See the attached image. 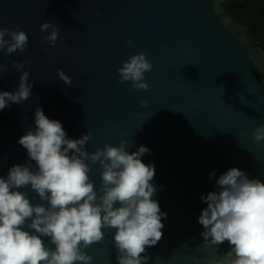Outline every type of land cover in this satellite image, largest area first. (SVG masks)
Masks as SVG:
<instances>
[{"label":"water","instance_id":"water-1","mask_svg":"<svg viewBox=\"0 0 264 264\" xmlns=\"http://www.w3.org/2000/svg\"><path fill=\"white\" fill-rule=\"evenodd\" d=\"M228 1L244 0H0V26L19 25L29 37L23 52L0 51V91H15L25 70L33 83L27 101L0 110V176L29 161L18 141L35 127L39 106L69 138L91 132L90 153L121 139L129 152L150 150L142 160L155 165L152 198L167 216L162 239L142 254L151 256L148 264H207L205 257L226 252L227 241L218 249L204 242L201 195L216 190L215 181L233 167L264 181V147L252 135L264 125V49L223 6ZM46 21L60 27L54 47L42 41ZM140 52L153 64L145 73L153 87L137 91L120 82L117 69ZM101 171L92 165L97 189ZM22 191L42 202L30 187ZM114 231L105 229L86 250L94 264H118Z\"/></svg>","mask_w":264,"mask_h":264},{"label":"clouds","instance_id":"clouds-1","mask_svg":"<svg viewBox=\"0 0 264 264\" xmlns=\"http://www.w3.org/2000/svg\"><path fill=\"white\" fill-rule=\"evenodd\" d=\"M40 31L49 33L42 41L54 47L59 25L46 21ZM28 43V34L19 25L15 30L0 26V51L6 49L10 56L25 51ZM127 43L131 45V39ZM11 64L24 68L22 61ZM152 69V62L140 52L124 61L117 74L121 83L131 82L135 90H149L153 85L146 82L145 73ZM3 70L0 64V76ZM29 76V71H23L15 91H0V110L32 96ZM58 76L72 85L63 69H58ZM34 115L35 127L18 141L27 149L29 161L11 166L7 176H0V264H94V256L86 250L105 238V229L115 230L118 264H148L151 256L142 254L162 239V218L167 216L152 198L155 165L142 160L150 150L139 146L129 152V141L121 139L118 146L106 143L90 153L86 145L91 132L72 139L61 122L49 119L41 107ZM252 135L257 146L264 147V125ZM97 163L102 169L98 189L90 176ZM215 184L216 190L200 197L207 207L198 222L206 244L218 249L227 241L229 249L205 257L207 264H264V181L233 167ZM28 187L42 202L33 203L22 191Z\"/></svg>","mask_w":264,"mask_h":264},{"label":"trees","instance_id":"trees-1","mask_svg":"<svg viewBox=\"0 0 264 264\" xmlns=\"http://www.w3.org/2000/svg\"><path fill=\"white\" fill-rule=\"evenodd\" d=\"M223 6L240 19L264 49V0L228 1Z\"/></svg>","mask_w":264,"mask_h":264}]
</instances>
